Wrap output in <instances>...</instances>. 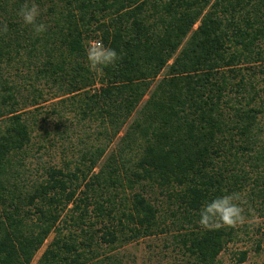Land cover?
Masks as SVG:
<instances>
[{
  "label": "trees",
  "instance_id": "1",
  "mask_svg": "<svg viewBox=\"0 0 264 264\" xmlns=\"http://www.w3.org/2000/svg\"><path fill=\"white\" fill-rule=\"evenodd\" d=\"M26 3L46 32L24 24ZM94 40L116 67L90 70ZM41 81L100 129L33 171ZM263 117L264 0H0V264L43 245L34 264H122L115 252L146 237L215 264L237 230L204 229L200 212L248 186L264 209Z\"/></svg>",
  "mask_w": 264,
  "mask_h": 264
},
{
  "label": "rangeland",
  "instance_id": "2",
  "mask_svg": "<svg viewBox=\"0 0 264 264\" xmlns=\"http://www.w3.org/2000/svg\"><path fill=\"white\" fill-rule=\"evenodd\" d=\"M9 71L10 69L7 70ZM35 87L42 91V99L38 101L40 102L38 118L40 123V120L45 117V124L33 131L34 146L33 149L31 148L33 154L29 157L33 171L39 169L41 163L60 165L64 159L76 157L79 154L78 150H84L89 144L95 143L97 130L100 129L97 122L79 121L78 116L67 103L58 104L56 103L57 98L51 99L53 91L43 81L38 82ZM21 93L26 96L28 92L23 89ZM42 100L46 101L43 103ZM54 108L58 110L56 113L52 112ZM262 119L264 124V117ZM45 130L47 131L46 137ZM39 143H43L45 148L36 152L35 148ZM113 146L114 143L110 145L109 150ZM38 155L39 158H37ZM250 175L251 178L256 177L254 172ZM252 182L251 180L250 185ZM248 188L249 186L242 193L246 215L245 224L236 228V239L225 246L215 264H264V209L254 207L255 203L251 202L250 195L246 192ZM247 207L250 208L249 212L246 211ZM44 247L45 245L36 253L31 264L35 263ZM241 251L246 252L243 261L238 260ZM115 256L121 259L122 264H187L179 253L171 250L168 240L155 237L133 241L118 249Z\"/></svg>",
  "mask_w": 264,
  "mask_h": 264
},
{
  "label": "clouds",
  "instance_id": "3",
  "mask_svg": "<svg viewBox=\"0 0 264 264\" xmlns=\"http://www.w3.org/2000/svg\"><path fill=\"white\" fill-rule=\"evenodd\" d=\"M38 5L27 3L21 8L19 16L25 25L31 26L37 34L47 31V26L38 23L40 16ZM8 28L5 24L3 32L7 33ZM86 55L89 68L92 71L100 72L106 67H116L121 60V56L111 48H106L99 40L89 41L86 48ZM244 201L239 194L225 195L217 197L201 209L199 224L204 229H219L223 227L236 229L245 224V208L242 206Z\"/></svg>",
  "mask_w": 264,
  "mask_h": 264
}]
</instances>
